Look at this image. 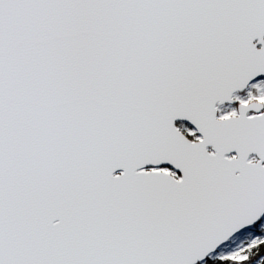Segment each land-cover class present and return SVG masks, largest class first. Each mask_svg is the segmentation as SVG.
Segmentation results:
<instances>
[{
  "label": "snow or ice",
  "instance_id": "obj_1",
  "mask_svg": "<svg viewBox=\"0 0 264 264\" xmlns=\"http://www.w3.org/2000/svg\"><path fill=\"white\" fill-rule=\"evenodd\" d=\"M0 264H264V0H0Z\"/></svg>",
  "mask_w": 264,
  "mask_h": 264
}]
</instances>
